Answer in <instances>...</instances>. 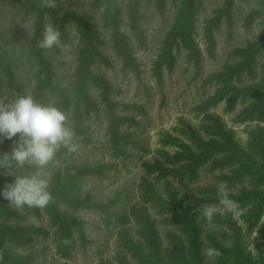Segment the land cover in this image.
<instances>
[{
	"label": "rangeland",
	"instance_id": "374dc122",
	"mask_svg": "<svg viewBox=\"0 0 264 264\" xmlns=\"http://www.w3.org/2000/svg\"><path fill=\"white\" fill-rule=\"evenodd\" d=\"M196 27L195 37L202 52V59L197 64L191 59L188 50L181 43L174 49L176 63L173 69L164 68L163 79L160 81L154 73V62L162 51L165 37L176 19L180 3L168 0L164 10L158 7L157 0H140V9L143 14L141 25L145 30L147 43L140 45L131 30L129 8L126 0H120L119 19L124 26L132 50L139 62L138 70L123 68V61L116 53L112 28L104 20L105 7L93 6V0H56L54 10L61 17L66 13L75 12L85 18V21L68 19L64 24L55 22L50 11H44V21L37 31V17L39 9L32 5L31 0H0V54L11 64L19 85L24 93H30L37 102L53 104L56 97L51 92L37 95L36 84L44 77L41 71L42 61L45 58L52 64L55 72V81L65 89L70 97L69 108L61 110L67 116V125L73 130V142L78 146L76 151H69L62 147L42 174L51 181L52 177L60 172L63 176L74 174L77 166L85 159L103 168L102 173L90 174L86 177L79 195H92V200L100 206L88 209H79L76 214L85 221L87 240L82 242L78 238L77 245L71 255L65 256L58 249L59 235L57 226L53 223L46 208L39 213L25 206L18 209L21 218L9 221L0 220L1 224H34L42 231L34 235V240L28 246H20L11 240L0 242V249L10 254H30L32 264H119L120 257L125 255L128 264H139L132 254L121 246L120 232L127 230L137 239L138 224L131 217V208L140 203V181L147 175L144 163L158 155L159 150L175 147L167 141L169 134L182 135L185 122H190L198 128H203L207 113L220 114L227 126L234 129L237 137L243 144L247 142L245 127L248 122H238L236 115L251 99L241 100L232 108L227 106L226 100L211 102L209 98L217 91L219 83L211 76L223 71L226 65L233 64L241 59L236 51L255 41L264 27V17L255 14L261 7L262 0H235L232 7V19L223 18L220 27L215 31L217 46L214 55L208 51V42L205 37V24L208 18L223 6L225 0H196ZM28 21L32 25L29 32L22 24ZM53 24L61 32V39L71 43L77 33L79 43L73 46L71 56L67 60L59 49L41 50L37 42L42 38L41 33L45 24ZM89 23V24H87ZM87 60L90 69L110 79L114 87L112 97L118 101V112L130 118L122 131L127 134L128 143L122 142L127 155L118 151L110 139L108 132L109 120L104 112V103L101 99V89L88 80L85 84L90 99L94 100L91 106H86L79 96L78 77ZM258 76L252 78L244 75L239 84L253 83L260 80L264 73V54L258 57L256 63ZM21 95L11 85L8 76L0 66V98L9 101ZM89 99V100H90ZM100 111H95V105ZM80 107L82 113V129L77 132L75 126V111ZM250 124L253 122H249ZM264 128V118L254 121ZM19 134H17V141ZM14 141L0 145V153H10ZM35 166L10 168L6 174L13 176L31 175L36 172ZM218 171L202 168L199 180L186 182L180 186L182 192L196 204L200 211L201 205L209 204L202 201L199 188L208 183L218 182L215 175ZM178 184V181H176ZM228 191H238L243 186H249L248 179L234 186L223 183ZM10 203V202H8ZM64 210L71 211L65 204H60ZM147 208L157 220L162 236L165 238L169 229H175L163 222L165 215L159 213L151 203ZM248 208L232 210L246 231L248 248L255 256L264 255V231L259 227L248 231L243 214ZM264 219H261V222ZM203 242L205 250L215 249L211 235L222 237L227 244L231 240L223 238L222 234L228 230L225 225L217 224L209 228L204 224ZM217 256L206 259V264H213ZM231 264H234L233 262Z\"/></svg>",
	"mask_w": 264,
	"mask_h": 264
},
{
	"label": "trees",
	"instance_id": "16d2710c",
	"mask_svg": "<svg viewBox=\"0 0 264 264\" xmlns=\"http://www.w3.org/2000/svg\"><path fill=\"white\" fill-rule=\"evenodd\" d=\"M129 8L131 30L140 45L147 43L145 30L141 25L143 14L140 9V0H126ZM168 0H157L158 7L165 9ZM180 7L176 13V19L167 33L162 51L154 62V73L161 81L164 68L173 69L176 63L174 49L183 44L188 50L191 59L198 64L202 57L201 49L196 41V0H176ZM32 5L39 9L37 17V31L44 21V11H50L55 22L62 24L72 18L85 21V18L75 12L59 16L54 8H41L38 0H31ZM93 6H104V20L112 28L114 47L116 53L123 61V68L138 70L139 62L132 50L126 31L121 32L120 0H93ZM235 0H225L223 6L207 19L205 24V37L208 42V51L214 55L217 46L215 31L220 27L223 18L232 19V7ZM256 15L264 17V0L261 7L255 11ZM89 24V23H87ZM124 27V26H123ZM241 55L240 61L226 65L223 71L212 74V78L220 84L217 91L209 98L211 102L227 101V106L232 108L241 100L251 99L236 115L238 122H248L245 131L248 138L245 144L237 137L234 129L227 126L220 114L207 113L203 128H198L190 122H185L182 128L183 136L169 134L167 141L174 145V149H161L158 155L144 163L147 175L140 181L141 202L131 208V217L138 224L137 233L139 239L131 235L127 230L120 232L121 246L129 251L139 264H206L203 242L204 224L206 220L200 217V211L188 195L182 192L179 185L186 182H195L200 178L202 168L218 171L215 175L218 182L234 186L248 179L249 186H243L238 191H229L230 198L239 208H248L243 217L248 224V231L260 227L264 231V128L254 121L264 118V73L260 80L253 83L239 84L244 75L252 78L258 76L256 63L258 57L264 54V27L250 45L238 48ZM41 71L45 73L42 80L36 84L37 95L51 92L56 97L53 105L62 109L69 108L70 97L55 81V72L52 64L45 58H41ZM81 69L78 77L79 96L85 97L86 106H91L94 100L90 99L87 85L88 80L101 89V99L104 103V112L109 120L108 132L115 148L123 155H127L121 143L128 141L127 134L122 131L123 125L130 120L118 112V101L112 97L114 87L109 78L90 69V62ZM0 66L11 85L20 94H25L19 85L11 64L0 54ZM90 99V100H89ZM95 105V111L99 112V106ZM82 113L80 107L75 111V126L77 132L82 129ZM253 122V123H249ZM17 139L0 137V145L13 142ZM4 152L0 153L2 156ZM13 168V167H12ZM7 169H0V220L9 221L19 219L22 213L9 205L3 195L6 184L14 181L15 176L6 174ZM103 168L83 160L77 166L74 174L63 176L57 172L51 179L49 191L53 200L45 208L50 218L57 226L59 235L58 249L65 255H71L77 245L78 238L82 242L87 240L85 221L76 212L79 209H88L100 206L92 200L88 192L84 196L79 195L86 177L94 173H102ZM178 181V184L176 183ZM202 193V201L209 204H218L217 184L208 183L199 188ZM65 204L69 210L61 208ZM147 203L161 214L163 222L175 229H169L166 233L167 242L162 236L157 220L147 208ZM39 213L41 208H32ZM214 226L223 224L228 228L222 234L223 238L231 240L229 244L216 235H211V241L216 250L220 252L213 264H264V255L255 256L248 248L246 231L235 219L233 212L225 215L217 214L214 217ZM208 225V224H207ZM42 229L34 224H1L0 242L11 240L20 246H28L34 240V235ZM33 257L30 254H10L0 249V264H32ZM109 264V263H104ZM119 264H128L125 255L120 257Z\"/></svg>",
	"mask_w": 264,
	"mask_h": 264
},
{
	"label": "clouds",
	"instance_id": "9594fccd",
	"mask_svg": "<svg viewBox=\"0 0 264 264\" xmlns=\"http://www.w3.org/2000/svg\"><path fill=\"white\" fill-rule=\"evenodd\" d=\"M38 6L55 8L56 0H38ZM22 26L30 35L31 23L25 21ZM120 30L124 32L125 28L121 26ZM70 35L76 39L71 43L64 42L59 29L53 24H45L37 48L44 51L59 49L65 59L71 60L73 46L79 43V39L75 32ZM17 134L19 139L14 141L11 152L0 156V169L27 165L35 166L37 170L31 175L15 176L13 182L5 185L2 195L15 209L25 206L43 209L53 200V195L49 191L50 181L41 170L55 159L62 147L73 152L77 150L78 146L73 142L74 132L67 125V116L60 108L37 102L30 93H25L11 101L0 98V137L12 139ZM216 194L217 205L200 206V217L206 220L210 229L214 227L213 221L217 214L225 215L236 207L223 183L217 185ZM203 254L210 260L219 256L220 252L208 248Z\"/></svg>",
	"mask_w": 264,
	"mask_h": 264
}]
</instances>
